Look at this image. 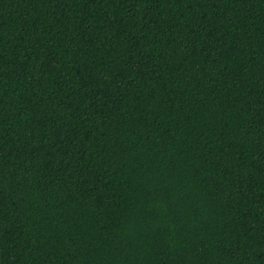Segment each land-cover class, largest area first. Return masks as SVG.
Returning <instances> with one entry per match:
<instances>
[{
  "label": "trees",
  "instance_id": "16d2710c",
  "mask_svg": "<svg viewBox=\"0 0 264 264\" xmlns=\"http://www.w3.org/2000/svg\"><path fill=\"white\" fill-rule=\"evenodd\" d=\"M0 264H264V0H0Z\"/></svg>",
  "mask_w": 264,
  "mask_h": 264
}]
</instances>
